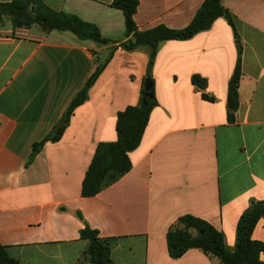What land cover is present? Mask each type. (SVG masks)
I'll use <instances>...</instances> for the list:
<instances>
[{
  "label": "crops",
  "instance_id": "0c3cea01",
  "mask_svg": "<svg viewBox=\"0 0 264 264\" xmlns=\"http://www.w3.org/2000/svg\"><path fill=\"white\" fill-rule=\"evenodd\" d=\"M44 2L97 25L106 38L125 36V16L113 0ZM204 2L139 0L135 22L141 31L183 30ZM223 6L243 42L235 122L227 104L237 44L219 18L190 40L161 44L151 72L158 105L129 154L133 167L88 198L82 184L98 145L118 140L119 112L140 102L147 50L119 49L62 139L46 143L28 166L33 145L55 127L95 71L94 53L104 49L69 32L0 26V244L12 257L21 264H90L89 242L80 235L87 223L100 238L115 240L113 264H220L201 249L170 257L167 233L184 215L209 222L235 248L250 200L264 201V0ZM195 75L207 80L205 90L193 85ZM252 238L264 242V218Z\"/></svg>",
  "mask_w": 264,
  "mask_h": 264
},
{
  "label": "trees",
  "instance_id": "16d2710c",
  "mask_svg": "<svg viewBox=\"0 0 264 264\" xmlns=\"http://www.w3.org/2000/svg\"><path fill=\"white\" fill-rule=\"evenodd\" d=\"M112 7L122 11L125 16L126 29L122 40L104 37L97 25L86 22L75 14L56 11L44 0L0 2V22L4 24L6 19L9 20L13 30L37 28L45 34L54 31L69 32L82 42H92L104 49L100 56L97 52L94 53L97 62L95 71L72 98L55 127L41 142L33 145L28 166L33 163L46 143H57L62 139L76 109L89 100L91 89L119 49L129 53L145 49L149 54L146 80H152V97L146 96L144 85L139 104L119 112L116 123L118 140L98 145L82 184V196L85 198L97 196L123 178L133 167L129 154L139 148L150 116L158 105L151 72L162 43L190 40L210 30L217 19L225 18L234 30L238 51L237 64L228 86L227 115L230 123L235 122L240 107L243 42L236 31L231 12L223 6V0H205L191 24L183 30H172L165 26L146 31L139 30L135 22L139 0H113ZM192 83L199 90H205L208 85L207 80L198 75L193 76ZM203 97L209 101L215 100L207 94H203ZM263 218L264 201L251 199L237 226L236 246L230 249L226 244L225 235L209 222L193 215H184L167 233L169 255L177 260L191 249H201L207 256L218 259L220 264H264L261 259L264 254V242L252 238L253 232ZM80 235L82 240L89 242L87 256L90 264H113L114 239L100 238L99 232L87 223ZM0 264L21 263L0 244Z\"/></svg>",
  "mask_w": 264,
  "mask_h": 264
},
{
  "label": "water",
  "instance_id": "95a60500",
  "mask_svg": "<svg viewBox=\"0 0 264 264\" xmlns=\"http://www.w3.org/2000/svg\"><path fill=\"white\" fill-rule=\"evenodd\" d=\"M98 55H102L101 53H98ZM152 80L151 79H147L146 80V83H145V91H146V96L147 97H152V93H151V90H152Z\"/></svg>",
  "mask_w": 264,
  "mask_h": 264
},
{
  "label": "rangeland",
  "instance_id": "374dc122",
  "mask_svg": "<svg viewBox=\"0 0 264 264\" xmlns=\"http://www.w3.org/2000/svg\"><path fill=\"white\" fill-rule=\"evenodd\" d=\"M4 23L7 24V26H9V25L11 26L10 21L7 20V19L4 21ZM2 24H3V23L0 22V26H1ZM4 36H5V35H4ZM8 36L15 37L16 35H14V34H10V35H8Z\"/></svg>",
  "mask_w": 264,
  "mask_h": 264
}]
</instances>
